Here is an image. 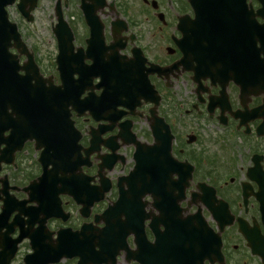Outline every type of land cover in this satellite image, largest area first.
<instances>
[{
  "label": "flooded vegetation",
  "instance_id": "1",
  "mask_svg": "<svg viewBox=\"0 0 264 264\" xmlns=\"http://www.w3.org/2000/svg\"><path fill=\"white\" fill-rule=\"evenodd\" d=\"M245 1L251 12H246V21L230 4L221 14L218 7L207 5L204 24L196 20L199 10L192 0L34 2L30 23L39 26V14L44 17L46 40L23 30L29 49H57L54 29L59 12L70 30H62L64 43H71L73 52L82 56L79 68L86 71L82 77L93 76L95 69L105 78L97 76L86 85L82 115L71 105L69 111L83 147L93 140L100 145L95 152L107 157L110 167L99 175L108 179L110 189L89 212L81 211L64 192L51 197L49 186L39 189L38 149L42 147L37 142L51 136L36 134L38 127H28V121L23 131H13L10 118L15 113L9 103L0 106V264H264V0ZM88 24L97 33L89 49L107 46L98 58L99 67L84 66L92 64L89 55L95 53L87 51ZM184 38L190 39V47ZM114 49L119 52L115 59ZM129 72L132 77L122 81L123 88L129 84L127 90L134 92L130 99L120 91L121 80L108 78ZM49 80L59 83L55 75ZM149 84L159 96L156 106ZM45 85L49 87L47 81ZM101 91L107 95L101 97ZM92 113L109 118L96 122ZM157 117L173 136L172 158L182 163L167 181L186 182L184 197L177 205L170 201L161 209L145 194L139 199L135 221L115 210L107 233L111 241L104 242L113 256L96 263V258L79 262V256L61 248L66 243L71 247L70 232L79 231L83 224L92 223L101 236L105 220L98 215L112 206L118 196L116 181L132 166V139L153 141ZM96 153L89 156L83 171L92 176V184L99 185ZM174 205L179 215L189 216L192 233L170 232L176 228L172 226ZM51 207L58 216L50 215ZM197 215L204 221V232L198 231ZM216 236L221 257L214 247ZM80 239L81 235L76 237L73 248L82 246Z\"/></svg>",
  "mask_w": 264,
  "mask_h": 264
},
{
  "label": "water",
  "instance_id": "2",
  "mask_svg": "<svg viewBox=\"0 0 264 264\" xmlns=\"http://www.w3.org/2000/svg\"><path fill=\"white\" fill-rule=\"evenodd\" d=\"M13 0H0V99L2 97V92H6L8 90V97H10V103L13 106L23 105L24 110L26 112H21L20 118L24 121L28 119H38V126H42L46 124L51 117L56 116L58 112L62 109H66L70 103L71 105L76 104L79 99V92L83 91L86 85V77H78L77 79L65 78L67 75H72L74 72H77L80 75L79 65L75 64V60L82 61V56L76 55L75 59L71 61V67L68 66L66 58L67 51L64 49L62 44H59V54L57 56L58 61V70L60 74H62L63 82L62 86L71 83L73 84V92H66L64 88L58 87L56 98L61 99L63 95L70 97L71 101L67 104L62 105V109L59 111L54 110L51 106L53 98L55 96L49 95L51 91L48 89H43L40 85H38V81L30 82L31 79H38L39 73L37 72L36 66L31 62V58L29 56L28 63L20 66L17 61V55L9 51V47H16L17 49L21 46L22 42L19 40L17 29L15 28L14 23H10L7 18V13L5 10V5L12 4ZM20 52H24L22 49H18ZM101 55L100 52L94 54V56ZM113 55L116 57L118 55L117 50L113 51ZM99 59H94V64L92 67L99 65ZM70 68V70H68ZM19 70H23L24 73L20 74ZM133 72L129 73H117L111 74V77H123V80L129 79L132 77ZM101 76V75H100ZM122 82V86H123ZM122 89V88H121ZM128 95H132L134 92L132 90L127 91ZM67 105V106H66ZM26 106V107H25ZM60 108V107H59ZM16 111V109H13ZM57 111V112H56ZM18 119V118H17ZM16 119V120H17ZM34 126V123H28L29 126ZM26 127V124L24 125ZM15 131L17 128H12ZM37 134V133H36ZM154 136L155 141L153 144H141L135 141L136 151L134 152V160L135 164L133 169L131 170L128 176H124L122 180L127 183V189L123 187L119 188L120 198L118 199V203L120 206H132L134 201L143 195L145 192H149L153 196V205L162 209V206L165 203L170 201L173 204H176V201L183 198L184 192L183 189L185 187V183L182 182H173L172 185L167 181L170 179L171 175L177 170L175 166L169 162V158L167 154L170 151V143L171 138L168 129L163 132L162 128L159 125H156L154 128ZM78 148V147H77ZM73 153L75 155L74 160L72 161H53L51 162L49 157L51 156L48 152H45L46 155L43 156L42 162L47 167L48 164H52V169L57 170L58 168L63 167L64 171L76 170L80 169L82 162L80 159V151L77 149L74 150ZM44 154V153H43ZM52 169H50L52 171ZM49 181L52 182H61V186H64V182L69 179L68 175H61L58 177L57 172H50ZM48 186H50V182ZM79 184L78 182L75 185ZM170 186L172 187V192H170ZM51 187V186H50ZM104 188H100L98 191L94 192V195H97L96 198L99 200L101 198V192ZM175 189L178 192V195L175 196ZM141 190V192H140ZM83 193L84 188L79 190ZM144 191V192H142ZM163 194V197H160V194ZM52 196L54 194L51 193ZM173 198V200H171ZM177 205V204H176ZM173 209L172 206L168 207ZM108 210V209H107ZM166 210V209H165ZM177 206L174 205V211L172 213L174 222L172 226L173 228L170 232L176 235H181L183 230H188L189 232H193V227H190L189 216L183 217L177 213ZM110 209L107 211V218H110ZM199 216V215H197ZM196 224L199 225V232H204V228H202V224L204 221H201L199 217L196 219ZM108 229L104 228V232ZM86 235L88 233H85ZM87 236L82 237L80 242L83 243ZM97 239V238H96ZM76 240V239H74ZM95 243V242H94ZM216 250H218L217 244H215ZM92 246L87 245L84 248V251L88 254H91ZM98 253L92 252V254L86 255L85 258L87 260L97 258Z\"/></svg>",
  "mask_w": 264,
  "mask_h": 264
},
{
  "label": "rangeland",
  "instance_id": "3",
  "mask_svg": "<svg viewBox=\"0 0 264 264\" xmlns=\"http://www.w3.org/2000/svg\"><path fill=\"white\" fill-rule=\"evenodd\" d=\"M9 17L12 19V18H16L18 19L19 17L17 16L16 14V8L15 6L12 5V7L10 8L9 10ZM40 18H39V26L40 28H43L44 29V33L43 35V39H45L46 37V23L43 21L44 20V17H42L40 14H39ZM33 37H36V34H33ZM46 40V39H45ZM36 53V56L39 60V62L42 63L43 65V68L46 69L44 70L45 72L48 71V74H49V71H52L53 67L51 65V61H50V57L53 56V54L56 53V50H52V49H42V50H37Z\"/></svg>",
  "mask_w": 264,
  "mask_h": 264
}]
</instances>
